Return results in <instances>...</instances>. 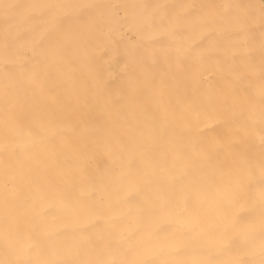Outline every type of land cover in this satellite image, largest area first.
<instances>
[{"label": "bare ground", "instance_id": "6f19581e", "mask_svg": "<svg viewBox=\"0 0 264 264\" xmlns=\"http://www.w3.org/2000/svg\"><path fill=\"white\" fill-rule=\"evenodd\" d=\"M0 264H264V0H0Z\"/></svg>", "mask_w": 264, "mask_h": 264}]
</instances>
